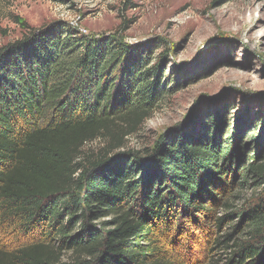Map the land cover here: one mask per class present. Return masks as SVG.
<instances>
[{
	"label": "trees",
	"instance_id": "obj_1",
	"mask_svg": "<svg viewBox=\"0 0 264 264\" xmlns=\"http://www.w3.org/2000/svg\"><path fill=\"white\" fill-rule=\"evenodd\" d=\"M151 52L65 21L0 49V264H178L184 220L218 204L203 253L225 257L208 264H264V130L230 147L241 117L224 137L221 113L192 127L190 115L144 153L117 151L177 86L162 80L170 49L149 66ZM249 180L261 191L235 205L229 187Z\"/></svg>",
	"mask_w": 264,
	"mask_h": 264
},
{
	"label": "rangeland",
	"instance_id": "obj_2",
	"mask_svg": "<svg viewBox=\"0 0 264 264\" xmlns=\"http://www.w3.org/2000/svg\"><path fill=\"white\" fill-rule=\"evenodd\" d=\"M56 21H65L87 35L119 34L131 44H150L149 66L158 62L165 47L170 49L162 80L171 76L176 88L164 94L149 118L125 137L117 151L144 153L159 135L190 115L192 127L221 113L224 137L231 136L232 125L241 117L238 139L229 140L230 147L245 146L252 127L256 134L264 130V0H0V49ZM104 145L100 137L87 143L84 151L97 153ZM248 154L247 149L242 154L237 149L235 161L242 157L245 165ZM261 188L249 180L243 188L229 187L226 192L239 206ZM211 208L212 213L201 214L195 223L190 217L184 220L187 233L183 230L174 245L178 250L185 245L175 259L178 264L199 259L208 264L212 257H225L220 250L209 258L210 254L203 253L206 231L218 230L214 217L224 214L220 204ZM232 226L226 225L223 231ZM216 236L212 232L211 237ZM70 254L63 252L65 261Z\"/></svg>",
	"mask_w": 264,
	"mask_h": 264
}]
</instances>
